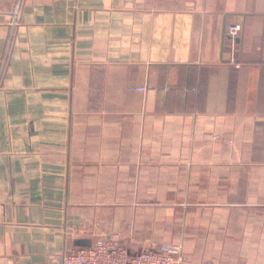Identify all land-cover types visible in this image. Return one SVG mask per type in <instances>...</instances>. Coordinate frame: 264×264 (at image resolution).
I'll list each match as a JSON object with an SVG mask.
<instances>
[{
    "label": "crops",
    "instance_id": "1",
    "mask_svg": "<svg viewBox=\"0 0 264 264\" xmlns=\"http://www.w3.org/2000/svg\"><path fill=\"white\" fill-rule=\"evenodd\" d=\"M104 237L264 264V0H0V264Z\"/></svg>",
    "mask_w": 264,
    "mask_h": 264
},
{
    "label": "built area",
    "instance_id": "2",
    "mask_svg": "<svg viewBox=\"0 0 264 264\" xmlns=\"http://www.w3.org/2000/svg\"><path fill=\"white\" fill-rule=\"evenodd\" d=\"M16 16V13L14 14ZM243 25L240 22L229 25L227 34L230 38V63L238 67L235 58L237 40ZM140 91L146 89L141 88ZM61 264H185L182 247L167 245L158 251H144L132 254L118 237H104L91 248H80L65 252Z\"/></svg>",
    "mask_w": 264,
    "mask_h": 264
}]
</instances>
